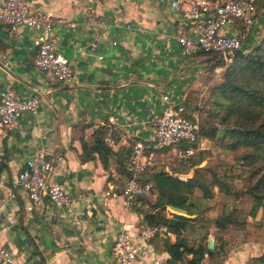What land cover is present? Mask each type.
Segmentation results:
<instances>
[{"label": "crops", "instance_id": "0c3cea01", "mask_svg": "<svg viewBox=\"0 0 264 264\" xmlns=\"http://www.w3.org/2000/svg\"><path fill=\"white\" fill-rule=\"evenodd\" d=\"M169 1L28 0L33 9L76 23L55 30L57 49L75 69L70 84L50 83L36 70L35 31L0 25V93L11 88L42 99L36 115L23 114L0 138V244L16 264H112L111 248L123 228L143 244L142 203L129 207L122 195L107 191L120 192L137 142L156 160L153 119L163 95L202 105L222 80L208 55H187L177 43L188 26ZM193 117L199 119L198 112ZM40 148L54 164L51 182L69 193L70 207L47 200L26 209V192L14 181ZM211 236L215 240V228ZM261 247L243 243L225 264H245ZM155 255L168 264L169 254L149 243L135 264H151Z\"/></svg>", "mask_w": 264, "mask_h": 264}, {"label": "trees", "instance_id": "16d2710c", "mask_svg": "<svg viewBox=\"0 0 264 264\" xmlns=\"http://www.w3.org/2000/svg\"><path fill=\"white\" fill-rule=\"evenodd\" d=\"M255 31L256 26L244 50L234 55L226 65L222 80L212 91V96L202 105L186 104L188 117L196 119L193 114H199L200 135L219 152L215 154L211 146L184 157L187 166L173 168L172 172L189 173L194 169L187 180L158 168V162L144 172L143 176L148 179H141V182L153 184L150 195L155 197L152 200L147 196L139 198L142 203L139 211L143 214L145 226L166 228L150 239L149 244L156 251L169 254L168 264H225L231 249L229 239L225 237L226 231L240 223L247 226L249 222L257 228H264V32L255 40ZM205 55L218 57L216 65L225 64L217 54ZM223 126L228 129L219 136ZM187 147L189 144L183 141L154 150L157 157L167 155L173 149L184 150ZM222 154L233 158L223 173L213 166H199L203 160L207 159L209 163L214 155L220 157ZM230 168L235 172H229ZM123 174L124 180L130 179L127 166L123 168ZM235 178L245 180L246 184L235 187ZM217 195L221 196L222 209L216 217L210 218L205 213L211 208L209 201ZM238 198L251 202L250 209L244 214L240 205L234 202ZM170 205L183 209L185 214L168 215ZM213 228L215 247L210 249L208 242ZM247 264H264V253L251 258Z\"/></svg>", "mask_w": 264, "mask_h": 264}, {"label": "built area", "instance_id": "2783aa9c", "mask_svg": "<svg viewBox=\"0 0 264 264\" xmlns=\"http://www.w3.org/2000/svg\"><path fill=\"white\" fill-rule=\"evenodd\" d=\"M94 3L98 0H88ZM262 0H170V6L180 12L188 29L180 31L177 43L187 55L217 54L230 62L235 50H244L245 44L258 22L257 8ZM0 25L13 31L25 27L37 34L33 44L37 49L34 65L47 81L54 84H70L75 78V69L67 56L56 46L55 30L59 25L76 26L64 17L33 9L28 0H0ZM109 24L106 28H109ZM162 111L153 119L154 146L161 148L180 142L189 147L179 150L182 156H190L204 148V138L199 133L198 119L187 116L183 102H174L163 95ZM39 95L24 97L16 90L7 88L0 93V138L6 137L16 128L17 121L25 113L36 115L41 107ZM112 145L113 140L108 138ZM155 164V154L142 142H137L128 162L131 177L120 187L107 191V195H122L127 206L139 203V198L148 196L154 187L151 182H141L144 172ZM54 169L52 160L40 148L26 162L14 183L26 192V209L32 211L50 201L60 207H70L72 199L59 184L51 182ZM187 180V174H178ZM1 220V212H0ZM165 227L143 226L138 235L143 244L137 243L128 230H120L111 248L112 264H135L144 254L149 240L165 231ZM163 257L155 255L151 264H162ZM0 264H16L11 250L0 244Z\"/></svg>", "mask_w": 264, "mask_h": 264}, {"label": "rangeland", "instance_id": "374dc122", "mask_svg": "<svg viewBox=\"0 0 264 264\" xmlns=\"http://www.w3.org/2000/svg\"><path fill=\"white\" fill-rule=\"evenodd\" d=\"M263 15H264V1L259 4V17H258V22L256 24L255 40H258V37L261 36V34L264 32V27H263L264 23L262 22V16ZM250 46L251 45H249L248 47H245V50H247ZM207 58L209 59V62H211L212 64L218 62V57H216L214 55H208ZM224 63H225L224 65H218L219 67H218V70L216 72L219 76H223L226 65L229 62L224 61ZM211 146L215 149V154H217L219 152V150L216 149L211 144V142L209 140L204 139V148L203 149H206L207 147L211 148ZM184 157H186V156H182L179 154V150L173 149L167 155H164V154L158 155L156 157L155 162L156 161L158 162L157 163L159 166L158 168H160V169L163 168V169L167 170L168 172L178 176V174H188V173H182V172H178V173L172 172L173 168L183 169L184 167L187 166L186 158L184 159ZM232 162H233L232 157L228 156L227 154H222V156H220V157H218L217 155H214L213 159L210 158L209 163H208L207 159L203 160L199 166H208V165L213 166V167L218 168L220 173H223L225 170H227L229 168V165L232 164ZM154 165H156V163ZM230 169L231 170L229 172H233V173L235 172L234 169H232V168H230ZM191 171H193V173H194V169ZM193 173L191 174V176L193 175ZM233 184L235 187L240 188V187L244 186L246 184V182L243 179L235 178L233 180ZM216 192H217V189H216ZM198 193H200V192H198ZM147 198H150L152 200L155 197L153 195H149V196H147ZM234 202L237 205L238 204L240 205L239 208L241 209L243 214L246 213L250 209V206H251L250 201L247 202V201H243L241 198H238ZM209 204H210L211 208L209 210H207L205 214L210 218H214L220 213V211L222 209L221 196L217 195L214 199L209 201ZM231 205H233V203ZM173 213H179V212H176V211H174L168 207L167 208V214L171 215ZM225 237L227 239H229V243H230L229 246L231 247L229 254L231 253V255L234 252V250L232 251V249H237V247L243 243L257 242V243L263 244V248H264V228H257L256 225H254V223H252V222H249V224L247 226H245L243 223H240L238 225L233 226L231 229H229L228 231L225 232ZM263 253H264V250L258 251V254H259L258 256L262 255ZM251 258H253V257H249L248 261H250ZM248 261H246L245 264H247Z\"/></svg>", "mask_w": 264, "mask_h": 264}, {"label": "water", "instance_id": "95a60500", "mask_svg": "<svg viewBox=\"0 0 264 264\" xmlns=\"http://www.w3.org/2000/svg\"><path fill=\"white\" fill-rule=\"evenodd\" d=\"M240 52H241V50H235L234 55H237ZM227 129H228V127H226V126L221 127L220 131H219V136H222L226 132ZM141 179H143V177H141ZM169 208H171L172 210H174L176 212L185 214V211L183 209L175 207L173 205H170ZM208 246L210 249H213L215 247V240H214L213 236L210 237Z\"/></svg>", "mask_w": 264, "mask_h": 264}]
</instances>
